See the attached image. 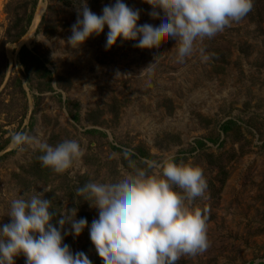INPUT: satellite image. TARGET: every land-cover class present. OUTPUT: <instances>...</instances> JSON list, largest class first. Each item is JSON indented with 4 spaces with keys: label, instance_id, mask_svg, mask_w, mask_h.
<instances>
[{
    "label": "rangeland",
    "instance_id": "obj_1",
    "mask_svg": "<svg viewBox=\"0 0 264 264\" xmlns=\"http://www.w3.org/2000/svg\"><path fill=\"white\" fill-rule=\"evenodd\" d=\"M23 2L0 0V224L10 222L13 199L42 192L58 213L77 207V218L90 225L98 210L77 196L79 187L115 182L145 161L174 154L206 177V192L194 207L207 210L210 241L205 252L182 256L177 264H264V0H253L240 22L197 42L182 63L175 40L163 35L154 49L122 37L106 48L107 26L72 48L66 42L84 0H38L27 31L9 42L11 22L21 16L25 23ZM114 2L86 0L97 15ZM125 3L140 10L139 24H159L145 0ZM23 46L39 62L29 57L25 68L19 61ZM201 48L210 56L206 62ZM42 67L51 71V88L39 77ZM229 120L235 124L225 133L221 126ZM37 127L50 145L77 140L84 150L81 163L58 174L41 166L38 150L13 146L15 133ZM64 243L74 253H97L88 228ZM15 264H26V257H16Z\"/></svg>",
    "mask_w": 264,
    "mask_h": 264
},
{
    "label": "clouds",
    "instance_id": "obj_2",
    "mask_svg": "<svg viewBox=\"0 0 264 264\" xmlns=\"http://www.w3.org/2000/svg\"><path fill=\"white\" fill-rule=\"evenodd\" d=\"M145 2L152 6L149 15L159 20L158 25L139 24L140 10L125 0L105 5L100 15L84 0L66 43L78 48L103 33L105 26L109 29L106 48L122 37L137 41L138 48L154 49L163 35L175 40L177 61L182 63L196 50L197 42L222 33L253 8V0ZM199 51L203 61L210 59L203 48ZM11 140L20 152L25 146L38 150L41 166L58 174L75 168L84 156L77 140L50 145L39 127L34 132H17ZM144 164L122 172L115 182L90 181L76 190L77 196L98 210V218L90 225L87 218H77V207L58 213L42 192L13 199L7 212L10 222L0 224V264H15L21 254L26 264H93L83 251L74 253L64 243L66 236L79 237L85 228L103 264H177L182 256L205 252L210 246L207 210L194 207L196 198L203 197L207 189L203 170L177 162L174 154Z\"/></svg>",
    "mask_w": 264,
    "mask_h": 264
},
{
    "label": "trees",
    "instance_id": "obj_3",
    "mask_svg": "<svg viewBox=\"0 0 264 264\" xmlns=\"http://www.w3.org/2000/svg\"><path fill=\"white\" fill-rule=\"evenodd\" d=\"M37 2H38V0H24V2L21 4V6L19 8H20V10L22 9L24 11V14H26L25 23L21 25V21H22L21 16L16 17L15 21L13 20L11 22V24H10L11 27L8 29L7 41L16 42L27 31L28 27L31 24V21L33 18V13H34V10L36 8ZM27 4H30V10H28V12L27 11L25 12L24 9H25V6H27ZM18 26H21V28L18 29ZM29 57L32 61L39 62V60L31 54V52L27 49V47H25V46L21 47V49L19 51V61H20V63H22L25 66V68H28L27 63H28ZM39 75H40L39 76L40 78L47 79V86L50 87V80L52 77L51 71L46 67H42L41 73ZM18 82L20 84L19 79H18ZM72 118H73V120H78V114L72 115ZM234 124L235 123L233 121L229 120L221 126V129L223 132L226 133L228 130L231 129V127ZM87 132L88 133H94V132H97V130L91 129ZM197 143L199 146L203 145V143L201 141H197ZM140 155L143 157H150V155H148L145 152H140ZM89 259L93 262V264H103L102 258L99 257L98 253H95L94 256L89 257Z\"/></svg>",
    "mask_w": 264,
    "mask_h": 264
},
{
    "label": "bare ground",
    "instance_id": "obj_4",
    "mask_svg": "<svg viewBox=\"0 0 264 264\" xmlns=\"http://www.w3.org/2000/svg\"><path fill=\"white\" fill-rule=\"evenodd\" d=\"M38 6H39V7H38V9H37V11H36L37 15H35L34 20H33V21H34V22H33L34 26H36L37 22L39 21L41 15H42V13H43V10H44V7H43L42 4H41V5H38ZM30 34H31V32H30ZM30 34H29V35L27 34V37H26V40H27V41H28V39H29V37H30Z\"/></svg>",
    "mask_w": 264,
    "mask_h": 264
}]
</instances>
